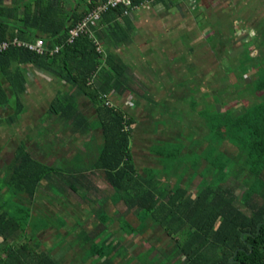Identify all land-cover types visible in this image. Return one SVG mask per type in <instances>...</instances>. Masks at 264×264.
Returning <instances> with one entry per match:
<instances>
[{
  "label": "trees",
  "instance_id": "16d2710c",
  "mask_svg": "<svg viewBox=\"0 0 264 264\" xmlns=\"http://www.w3.org/2000/svg\"><path fill=\"white\" fill-rule=\"evenodd\" d=\"M102 1L106 0H0V43L10 42L8 48L0 50V106L11 99L21 100L27 86L21 69L12 72L14 63L33 64L71 84L74 91L56 98L51 112L70 118V107L78 102V96L87 97L99 110L103 142L91 172L62 173L70 189L85 191L84 195L92 193L91 176L99 174L118 200H124L134 211L137 220L142 214L138 227L128 219L121 221L128 234L138 228L143 231L150 220L163 227L174 238L175 247L160 264H264V100L260 99L264 95V68L257 71L253 83L259 100L240 116L225 112L219 123L211 125V131L222 132L221 144L217 148L210 144L204 155L210 173L215 171L213 181L206 182L209 172L202 174L196 194L173 180L168 186L162 184L149 168L139 173L134 162V117L105 102L114 93L122 96L134 91L127 64L114 52L132 36L127 9L123 5L109 8L89 32L69 40L70 29ZM138 2L134 0V6ZM120 19L127 21V26ZM15 38H40L45 51L15 45L11 43ZM99 40L111 47L103 50ZM4 73H9L8 85L2 79ZM20 110L16 109L15 115ZM78 115L84 118L81 112ZM226 144L236 147L234 155L223 148ZM182 148L173 155L175 158ZM160 156L167 159L165 152ZM54 162L40 161L23 146L17 151L6 180L8 187L0 188V199L10 191L18 207L12 212L0 200V264H63L61 258L42 247L37 234L43 228L32 235L28 227L34 216L43 212L36 209L35 200L43 181H54ZM236 183L244 187L241 195L236 192ZM103 221L101 228L106 227L108 218ZM83 235L84 245L98 238L94 233ZM110 239L102 246L96 243L91 250L99 258L106 257L107 264H115L116 251L120 258L128 252H121L123 244ZM152 251L150 247L148 256ZM161 255L156 253L153 258Z\"/></svg>",
  "mask_w": 264,
  "mask_h": 264
},
{
  "label": "crops",
  "instance_id": "0c3cea01",
  "mask_svg": "<svg viewBox=\"0 0 264 264\" xmlns=\"http://www.w3.org/2000/svg\"><path fill=\"white\" fill-rule=\"evenodd\" d=\"M263 8L264 0H139L134 6L128 16V25H131L132 36L127 43H122L114 48V52L128 66L127 74L134 91L122 96L114 93L113 97H109V100H105V102L110 101L111 105L115 104L135 119L131 146L139 173L144 174V170L149 168L157 175V180L162 184L168 186L172 182L171 169L169 168L172 163L170 164L169 159L163 157L159 159V155L153 153L151 145L155 139L168 140V142L175 140L170 136L171 129H164L163 126L162 129L158 130L154 126L155 120L170 118L165 112L167 110L166 103H176V99L183 103L182 101L186 100V95L181 94H186L189 90L186 89L187 91L183 92V90L178 91V88L174 89V87L191 86L190 92L192 93V90L197 91L201 96L199 95L198 101H192L188 107L194 106L195 111H205L209 114L230 112L232 116H240L245 109L259 100V97L255 99L253 83L257 71L260 67L264 68V60L260 66L254 68L250 62L254 61L255 56L259 54L254 43L264 28ZM239 10H243V15L236 14ZM21 14L23 15V11ZM120 21L127 26V21L125 22L124 19H120ZM25 40L35 41L29 38ZM99 44L103 50L111 47L102 40H99ZM242 57L251 58V61H247L246 66L251 65L249 69L247 68L251 71L247 74L241 72V76L235 75L238 72L233 71L238 70V64L243 59ZM225 63L227 65H224ZM11 68L12 72L16 68L23 71L27 86L21 100L11 99L10 102L0 106L1 188L6 189L8 187L6 180L11 172L12 161L17 151L23 146L42 162L55 160L57 172L53 187L70 189L63 181L62 173L76 174L81 170L91 172L94 169L103 142V126L99 110L90 99L81 95L78 96V102L75 103V106L72 104L73 106L70 107L72 109L70 118L61 114H54L51 112V108L56 98L68 93L71 94L74 87L33 64L14 63ZM226 70L229 71L230 75L225 76ZM2 75L3 81L8 85L9 73ZM247 78H252V81ZM244 79L251 83H245ZM239 83L244 85H239L236 88L235 85ZM249 87H251L252 94L248 93L250 92ZM218 89L221 90L217 92ZM214 91L221 96L225 103L217 101L213 94L210 95L215 93ZM220 92L222 93L220 94ZM206 93L210 94L206 96ZM202 97L204 100L201 102ZM251 98L254 101L250 104L239 102ZM260 99L264 100V95ZM218 104L220 108L223 104L225 110L222 111L219 108L217 111H210L212 106ZM60 107L63 108V105ZM20 108L21 110L15 115L16 109ZM75 111L76 114H74ZM79 112L84 118L79 117ZM202 116L197 118L204 127L205 117ZM178 128L180 129L179 126ZM179 129L174 128L173 134L181 137ZM145 142L147 152L144 151L143 153L148 156L151 163L148 165L143 163L140 169L137 164L138 150L136 151L135 146L137 144L138 149V146L145 144ZM187 147L188 145L185 149ZM204 158L203 156L200 170L202 169V174L210 173L209 164ZM153 160L154 163H152ZM184 168L181 171L178 170L177 173H187V167ZM202 174H198L195 180L194 176L188 183V187L197 181L196 184H193L197 190V186L202 180ZM186 177L185 175L184 180L180 177L181 185H187L185 181L188 179ZM199 177L200 179H198ZM91 180L94 184L91 186L93 192L84 195L85 193L82 194L84 191L76 192L70 189L73 199L77 202L80 197L86 198L88 196L91 199H98L100 197L98 194L101 193L105 195L107 206L111 203L115 206L117 214L119 212L120 215H124L128 209L124 200H118V197L114 195V190L99 174L92 175ZM44 183H47L46 180L43 181L42 186ZM39 196L40 191L35 202ZM100 209L102 206L96 208L95 218L98 220V224L93 230L79 228L73 231L69 227L67 230L64 229L67 238L71 236L74 239L83 233L96 234L98 238L86 244L87 250L88 248L89 250L93 249L96 243H100L102 246L106 239H113L116 233L108 227L101 228L97 215L101 211ZM106 210L109 212V206L106 207ZM76 216L70 217L71 221L81 225L83 221L81 215L78 220ZM83 217L89 219L87 215ZM125 219L127 218L125 217ZM119 230V235L125 238L122 243L121 240L119 242L123 244L124 248L126 247L124 249L126 251V236L137 233V231L128 234L122 226ZM75 240L72 241L75 242ZM43 242L46 241L43 240ZM56 243H47L49 247L46 246V243H42V247L49 249L57 256L58 251L56 247H53ZM64 257H59L63 264ZM96 257L94 260L99 261L100 264H107L106 257ZM82 262L84 263V259Z\"/></svg>",
  "mask_w": 264,
  "mask_h": 264
},
{
  "label": "rangeland",
  "instance_id": "374dc122",
  "mask_svg": "<svg viewBox=\"0 0 264 264\" xmlns=\"http://www.w3.org/2000/svg\"><path fill=\"white\" fill-rule=\"evenodd\" d=\"M264 9V8H263ZM243 10H239L236 12L239 16L243 15ZM264 18V17H263ZM231 28V27H230ZM256 50H258L259 54L255 56L254 61L250 62L252 64V67L260 66V63L263 62L264 60V28L261 30V34H259L256 37ZM247 50V48H246ZM243 59L239 61L238 64V70L233 71V72H238L235 75H240L241 72L244 74L249 73L251 70H248L249 67L247 66V61L250 60V57H242ZM261 60V61H260ZM226 62V61H224ZM230 64V63H229ZM259 64V65H258ZM224 65H227L226 63ZM235 67V66H234ZM225 68V67H224ZM248 68V69H247ZM259 69V68H256ZM225 71V69H224ZM230 75L229 71L226 70L225 76ZM241 76V75H240ZM250 81H252V78H247ZM247 79L245 80V83H251ZM243 86L244 84H238L235 85L236 88L237 86ZM228 86V85H227ZM178 88V89H177ZM174 89L183 90L185 92L186 89L189 90V92H186V94H181V95H186V100L182 101L183 103L179 102L178 99H176V103H166V111L169 115L170 118L165 117V118H160V120H155L154 121V126L156 129L160 130L164 126V129H171V135L172 141L168 140H153L152 143V151L154 154H156L159 159H161L162 156L160 154L162 152L166 153V158L169 161L171 165H169V168L171 169V174H172V180L175 181L174 184L176 183H181L180 177L183 178L185 175L187 176L186 178L188 181H185L187 183L186 186H188L190 183V180L194 178V180L198 177V174H202V169L200 170V164H195L197 161L199 162L203 156L205 155L206 150L208 146L213 144L212 146H217L221 144L222 142V132H217V131H211V125L212 123L217 124L219 123L218 120H222V116L224 115L225 112H218L214 114H209L208 112L205 111H199L196 110L194 106L188 107L189 104L193 101H198L197 98H200L201 94H199L197 91H191V86L189 85H184L182 87H174ZM221 89H218L217 92H219ZM250 92L249 94H252L251 87L248 88ZM187 91V90H186ZM215 92V91H214ZM206 93L207 95H212L217 99V101H225L221 98L218 93ZM222 92H220L221 94ZM228 94V93H227ZM248 94V95H249ZM171 95V94H169ZM200 95V96H199ZM203 95V94H202ZM255 99L258 97L256 94L254 95ZM196 97V98H195ZM253 97V96H252ZM195 98V99H194ZM206 98V97H205ZM225 98V96H224ZM194 99V100H193ZM204 100L202 97L201 102ZM254 100L251 98L249 100H242L239 101L242 104L245 103H252ZM244 102V103H243ZM207 103V102H206ZM213 105V103H210ZM191 105V104H190ZM210 105V106H211ZM212 108V109H211ZM210 111H217L220 108V105H214L212 106ZM216 109V110H215ZM222 111L225 110V106L222 104L221 108ZM246 110V109H245ZM194 111V112H193ZM244 112V111H243ZM200 114V115H199ZM205 114V115H204ZM163 115V114H162ZM203 115V116H202ZM198 116L205 117V123L204 127L199 123V119L197 118ZM180 127V129L178 128ZM174 128L179 129V133L181 131V137L179 135H174L173 130ZM221 128V127H220ZM201 129V131H200ZM204 130V132H202ZM216 143V144H215ZM139 145V144H138ZM188 145V147L185 149V147ZM146 142L143 145H139L137 149V144L135 146L136 151L138 150V155H137V164L138 167H142L143 163L150 164V159H148V156L145 155L143 152H147L146 147ZM148 146V145H147ZM182 148V152L175 158L173 155L179 152V149ZM225 150L230 154L234 155L236 151L235 146H231L229 144L224 145ZM186 150V151H185ZM216 150V149H215ZM214 151V150H212ZM185 152V153H184ZM141 153V155H140ZM206 156V155H205ZM228 156V154H227ZM170 157L172 160H170ZM158 159V160H159ZM221 159V158H220ZM154 163V160L152 161ZM184 167H187V173H177L178 170L185 169ZM204 168V167H203ZM199 172V173H198ZM215 173H210L208 179L206 182L213 181ZM184 175V176H183ZM165 177V176H164ZM200 179V177L198 178ZM47 183H44L42 188L40 189V196L37 199L36 203V209H39L40 211H43L42 213H38V215L31 220L29 227L30 233L35 234L37 229H41L37 236L39 241L42 243H47L51 244L56 243L53 247H56V250L58 251L57 257H64V264H100V262L95 259V255L93 253V250H87V245H84L83 243V237L84 235H78L74 239H80V241L74 245L72 242L71 236L67 238V234L65 233L64 229L67 230V228L71 227L73 231L79 228H83L84 230H93L98 224V220L95 218V211L97 207L102 206V209H100L102 212H99L98 218L99 220L105 222V220L108 218V222L106 223V227L110 228L116 235H114V240L115 243L119 242L121 240V243L124 241V237L119 235L120 234V226L121 221L125 220L124 217L119 215V218H116L117 213L115 212V206H113L111 203L108 205L110 210L107 212L106 207H108L106 204L107 202L105 201V195L104 194H98L100 197L104 196L102 199H94L90 197H80L78 198V202L73 199L72 191L70 189H61V188H56L53 187L55 181H49L46 180ZM197 181H194L191 183L190 188L191 192L196 194L197 190L194 188L193 184H196ZM235 184V180H232V185ZM184 185V186H185ZM2 186V183H0V188ZM55 186V185H54ZM244 191V187L240 186L236 183V192L238 195H241L242 192ZM66 192V194H65ZM85 192V191H84ZM82 192V194H84ZM114 192V191H113ZM66 197V199H65ZM3 203H6V207L14 212L17 211L18 207L17 204H15V200L11 194V192H7L1 199ZM81 203V204H80ZM106 212V216L103 217L104 213ZM124 212V211H123ZM73 215H81V219L83 220L81 225L75 224V222L71 221L70 217ZM89 216V219H86L83 216ZM79 216H76V219L80 218ZM124 216L133 223V226H137L141 224L143 221L142 214L138 216L137 220L136 215L134 211L127 209V211L124 213ZM70 219V220H69ZM120 223V226H119ZM124 225V224H123ZM27 227V228H28ZM140 228L137 229V233L131 234L126 236V245H127V254L126 256H122V258L118 257L119 256V251H116V255L114 257V262L115 264H160L161 261L166 258L168 254H170L175 247V240L173 237H170L164 230L163 227L158 226L155 224L154 221H149L148 225L146 228H144L143 231L139 230ZM59 232V233H58ZM59 234V235H57ZM183 234L177 235L178 237H182ZM31 236V234H30ZM45 240L46 242H43ZM111 242V241H110ZM74 245V246H73ZM52 247V248H53ZM150 247H153V251L149 253L148 252ZM121 248V247H120ZM124 250V248L121 249V252ZM156 253H161L162 255L158 259H154L153 257L155 256ZM97 258V257H96ZM120 258V259H119ZM84 259V263L82 262ZM94 261V262H93ZM146 261V263H144ZM169 264V263H168Z\"/></svg>",
  "mask_w": 264,
  "mask_h": 264
},
{
  "label": "built area",
  "instance_id": "2783aa9c",
  "mask_svg": "<svg viewBox=\"0 0 264 264\" xmlns=\"http://www.w3.org/2000/svg\"><path fill=\"white\" fill-rule=\"evenodd\" d=\"M123 5L127 10L126 14L130 15L132 9L134 8V0H106L100 2L96 7L91 9L84 17L77 22L69 31V40L73 41L75 38L79 37L81 34L89 32L90 26L95 25L101 18L102 14L106 12L109 8L117 7ZM13 44L19 46L28 47L31 50H34L38 53H43L45 51L44 42L42 39H37L35 42L24 41L15 38L12 40ZM10 45L9 41H4L0 43V50L8 48ZM59 50V46H56L54 49L55 52ZM106 104L111 105L110 101H107Z\"/></svg>",
  "mask_w": 264,
  "mask_h": 264
},
{
  "label": "water",
  "instance_id": "95a60500",
  "mask_svg": "<svg viewBox=\"0 0 264 264\" xmlns=\"http://www.w3.org/2000/svg\"><path fill=\"white\" fill-rule=\"evenodd\" d=\"M236 255H237V253L235 254V256H236ZM233 261H234V258L231 259V262H233Z\"/></svg>",
  "mask_w": 264,
  "mask_h": 264
}]
</instances>
